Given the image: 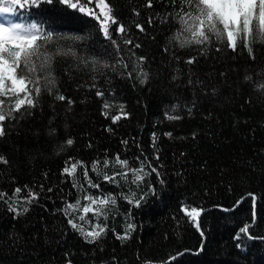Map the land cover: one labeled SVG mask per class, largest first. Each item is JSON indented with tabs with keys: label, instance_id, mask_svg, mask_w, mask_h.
<instances>
[{
	"label": "trees",
	"instance_id": "obj_1",
	"mask_svg": "<svg viewBox=\"0 0 264 264\" xmlns=\"http://www.w3.org/2000/svg\"><path fill=\"white\" fill-rule=\"evenodd\" d=\"M110 3L127 30L120 34L110 26L119 49L93 16L59 0L14 6L16 21L36 22L54 34L49 51L71 50L54 57L53 67L56 89L72 103L42 90L31 115L5 121L0 156L8 163H0V191L11 196L27 185L39 197L18 217L0 201V264H264V43L254 44L252 55L219 43L180 48L170 41L174 21L162 22L173 10L169 0H153L151 8L145 0ZM95 4L88 7L100 15ZM190 57L196 62L185 63ZM137 63L148 74L145 83L138 72L127 74ZM105 99L117 106L104 109ZM118 105L126 115L114 123ZM117 155L128 160L127 168ZM137 157H146L159 176L144 174L146 166L133 182L128 169H139ZM76 162L74 175L63 172ZM85 168L99 189L89 187ZM123 171L127 177L116 176L115 183L104 179ZM105 193L115 203L99 216L89 212L80 221L82 209L71 216L63 211L66 202L79 199L83 206L85 195ZM249 193L258 196L256 210ZM244 196L233 210L216 207L230 208ZM135 199L139 207L129 203ZM184 207L205 210L202 233ZM69 218L85 230L100 224L105 231L89 243ZM246 224L256 238L235 239Z\"/></svg>",
	"mask_w": 264,
	"mask_h": 264
},
{
	"label": "snow or ice",
	"instance_id": "obj_2",
	"mask_svg": "<svg viewBox=\"0 0 264 264\" xmlns=\"http://www.w3.org/2000/svg\"><path fill=\"white\" fill-rule=\"evenodd\" d=\"M54 2L55 0H5V4L0 6V13H12L15 11L14 6L23 9L26 6L39 7L41 3L51 5ZM59 2L86 15L93 16L99 21L100 30L103 32L105 38L109 39L119 49V45L113 39L110 26L117 25L114 31L120 34L126 33L127 30L115 15V8L114 5H111L110 0L109 2H106V0H96L95 7L100 8V15H97L93 8L88 7L93 3V0H59ZM145 6L151 8L153 0H145ZM169 6L173 10L164 17L162 22H167L169 18L174 21L176 28L170 37V41H175L180 48L219 43L231 48L233 51H236L239 47H243L252 55L253 45L264 43V0H169ZM101 16H103V19H101ZM149 23H152L151 19ZM137 27L141 31L144 30L141 25H137ZM53 39L54 34L50 31H45L43 26L36 22H13L11 19L7 20L6 23L0 22V137L6 135L7 125L5 121L11 123V121L18 120L17 114H32L29 110L37 107V99L41 95L42 90L48 92L50 95L54 94L56 100H67L69 104L72 103L70 99H67L56 89V77L53 67L54 57L70 55L72 53L71 50L67 53H61L59 50L55 52L49 51L48 46L52 43ZM124 43L132 44V41L125 39ZM134 47L138 48L140 45L136 44ZM203 50L207 51L206 48ZM216 50L219 51L220 48ZM252 58L255 59L254 56ZM137 59L143 62L145 58L138 57ZM196 59V57H190L185 63L193 64L196 62ZM120 63L124 69H128L129 65L127 63H123L122 60ZM133 72L139 73L141 83L146 82L148 74L143 71L139 63L127 73L130 78ZM245 79L251 81L252 77L246 76ZM96 95L103 97L104 93L97 91ZM114 106L117 105L110 103L107 99L104 100V109L107 110ZM118 107L120 114L111 117L114 123L121 118V115H126L123 112V105H118ZM105 115H108L107 111H105ZM180 118L179 116H168V119ZM167 135L171 134L168 133ZM153 139L155 140V134H153ZM124 143H127V141ZM66 144L72 145L73 140H66ZM156 158L159 159L158 156ZM115 159L117 163L127 168V159L120 160L119 155ZM136 159L140 161L139 169H128L135 177L133 182L142 179V176L137 175V173H143L146 166L150 171L144 174L151 175L152 173H156L159 176V172H157L155 167H152L150 161L147 165L145 164L146 157L144 159L137 157ZM0 163L7 164L8 161L5 157L0 156ZM96 163L98 162L93 163V170H96ZM78 164H81V162L73 163L70 168L65 167L63 172L70 176L74 175ZM104 165L107 166L108 161H105ZM128 171L118 172L113 176L105 174L104 179L115 183L116 176L126 178ZM84 176L88 179L89 187L100 188L99 184L94 183L88 177L87 168L84 170ZM21 193H24V195L21 196ZM248 195L255 201L254 194L249 193ZM38 197L39 193L27 185L16 187L11 196L6 192L0 191V201L7 204L8 210L14 213L16 217L29 211L27 205L32 204ZM83 199L88 201L83 206L79 199L75 203L66 202L63 210L65 215L71 216L72 212L82 209L83 214L79 215V220L85 221L86 215L89 212L99 216L102 214L101 208L103 206L115 203L111 193H105L100 196L87 194ZM9 201L12 203H9ZM21 202L25 206L22 208L17 207L16 205H19ZM133 202L137 207L140 206V199L129 200V203ZM183 211L193 221H196L201 215V211L197 207H192L190 210L188 207H184ZM68 224L80 232L89 243L95 242L105 231V227L100 224L93 225L90 231L85 230L82 225L75 222L74 218H69ZM132 227V225H129L130 229ZM197 227H199L198 224ZM241 234L248 239L256 238L249 234V225L247 224L239 229L235 239L239 240ZM126 235L124 238H126ZM237 246L239 247L240 245L238 244ZM68 264H71V261Z\"/></svg>",
	"mask_w": 264,
	"mask_h": 264
},
{
	"label": "water",
	"instance_id": "obj_3",
	"mask_svg": "<svg viewBox=\"0 0 264 264\" xmlns=\"http://www.w3.org/2000/svg\"><path fill=\"white\" fill-rule=\"evenodd\" d=\"M252 194H254L255 195V201H253V203H254V205H255V210H256V204H257V199H258V196L255 194V193H252ZM246 196H248V194L246 195ZM246 196H244V197H242L240 200H238L232 207H222V206H216V207H218V208H220V209H222V210H225V211H230V210H233V209H235L239 204H240V202L246 197ZM239 202V203H238ZM205 210H203L202 212H201V215H202V213L204 212ZM201 215L197 218V220H196V227H197V224L199 225V223H200V218H201ZM197 229L202 233V231H201V229H200V227H197ZM202 248V246L199 248V249H201ZM168 261V260H167Z\"/></svg>",
	"mask_w": 264,
	"mask_h": 264
},
{
	"label": "rangeland",
	"instance_id": "obj_4",
	"mask_svg": "<svg viewBox=\"0 0 264 264\" xmlns=\"http://www.w3.org/2000/svg\"><path fill=\"white\" fill-rule=\"evenodd\" d=\"M9 19L13 20V22H18L15 20V16L13 12L12 13H0V22L6 23L7 20Z\"/></svg>",
	"mask_w": 264,
	"mask_h": 264
},
{
	"label": "bare ground",
	"instance_id": "obj_5",
	"mask_svg": "<svg viewBox=\"0 0 264 264\" xmlns=\"http://www.w3.org/2000/svg\"><path fill=\"white\" fill-rule=\"evenodd\" d=\"M248 197V196H247Z\"/></svg>",
	"mask_w": 264,
	"mask_h": 264
}]
</instances>
